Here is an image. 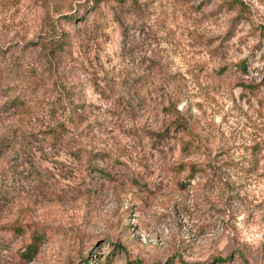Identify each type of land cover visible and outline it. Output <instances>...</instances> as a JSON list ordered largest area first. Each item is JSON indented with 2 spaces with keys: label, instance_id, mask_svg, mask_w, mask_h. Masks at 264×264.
Segmentation results:
<instances>
[{
  "label": "rangeland",
  "instance_id": "374dc122",
  "mask_svg": "<svg viewBox=\"0 0 264 264\" xmlns=\"http://www.w3.org/2000/svg\"><path fill=\"white\" fill-rule=\"evenodd\" d=\"M136 1L0 0V264H264V0Z\"/></svg>",
  "mask_w": 264,
  "mask_h": 264
},
{
  "label": "trees",
  "instance_id": "16d2710c",
  "mask_svg": "<svg viewBox=\"0 0 264 264\" xmlns=\"http://www.w3.org/2000/svg\"><path fill=\"white\" fill-rule=\"evenodd\" d=\"M99 1L101 0H89V3L91 4L92 9H94V7L97 6V3ZM130 1L134 4L137 2L136 0H130ZM226 1L229 6L237 7L240 12L245 11L244 5L239 0H226ZM235 67L239 69H244L242 62H238ZM178 125H180V122L176 126ZM3 145L0 146V155L4 151L5 145L4 146ZM260 149H262L261 146L254 145L252 147L251 152H250L251 159H250V162L246 164L247 166L240 165L239 163L229 162L227 163L228 166H226V168L231 169L234 166V168H236L240 172L249 173L250 170H252V168H254V166L256 165V155ZM188 167L190 171L189 172L190 176H193L195 173L205 171V167L198 168L195 164H190ZM1 229L9 230L13 232L15 235H23L27 231H29L31 242L26 244L23 252L21 253V257L27 260H31L32 257L35 255L37 248H38L37 243L41 240V238L44 235V232L43 230H41V228L37 227V225H31L28 223H8V224L1 226ZM218 262L223 263L224 260L219 259Z\"/></svg>",
  "mask_w": 264,
  "mask_h": 264
}]
</instances>
